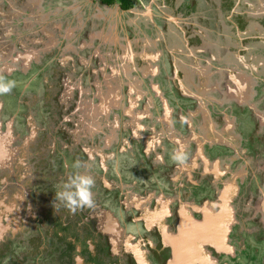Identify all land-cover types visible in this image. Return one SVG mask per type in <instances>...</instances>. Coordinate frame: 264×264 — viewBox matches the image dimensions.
I'll return each instance as SVG.
<instances>
[{
	"label": "flooded vegetation",
	"instance_id": "flooded-vegetation-1",
	"mask_svg": "<svg viewBox=\"0 0 264 264\" xmlns=\"http://www.w3.org/2000/svg\"><path fill=\"white\" fill-rule=\"evenodd\" d=\"M20 1L23 3L30 1L32 3V0H8V3L5 4L1 11L0 18L5 19L8 26L15 31L21 30L24 36L22 40L26 41V43L32 41L31 39H45L47 37L46 30L51 33L54 31L55 25L62 26L61 29L64 34H66L67 27L75 29L76 35L78 36L80 29H77V27L81 25V18L84 17L82 16L84 12L79 11L76 14V11H67V9L63 8L64 12L59 4L62 1L68 2L69 0H58L57 2L52 0L53 5L40 8L36 14H33L29 10L25 11ZM99 1L103 6L107 5L112 7L118 4L124 11L139 9L144 12L150 6L148 0H132L134 5L129 9H124L118 0L113 4H107L103 0ZM178 2L181 3L182 8L193 10L194 14H196V20L201 19L202 14L206 15L207 10L205 7L207 6L205 5H210L209 9L211 11L208 15L210 19L217 17L218 21H220L221 17L219 18V15L221 10L218 8L221 9L223 7L226 11V31L222 33L219 31L217 40L213 32H208L205 35L198 33V29L195 34H182L184 38H182V41L186 42L185 50L189 55L186 52L184 53L199 65V68H196V70L191 69L193 70V75L196 77L193 80L194 84H198L200 88L209 87L210 78L208 74L205 73L202 75L197 71L200 69L207 71L209 65H212L208 73H215L214 82L212 83L215 84L216 88L210 95V99L214 98V101L210 103L209 108L214 109L217 119L214 120L210 115L203 113L208 108H202L197 97L187 95L183 92V96L189 97L195 102V109L188 113L200 122L199 126L188 127L187 124L185 127L186 129L189 128L190 134L183 138L173 121L174 111L172 120H170L171 123H165L164 126L160 124L158 119H152L151 125L149 124L151 128L150 133L152 134L151 138L144 139L143 141L138 139L131 140L132 147L129 152L130 154L141 149L142 153L147 157L152 156L161 161L164 158L160 153V148L163 146L164 140L173 145L174 149L183 150L186 153L191 145L196 146L195 154L189 157L187 163L176 165V169L181 171V173L169 179L172 182L170 183V189L176 193L178 192L177 198L165 197L163 199L160 198V194H164V192L160 191L157 194L155 191L149 190V184L147 182L159 183L160 181L158 179L153 180L150 174H144L141 170L135 171L134 167L142 168L143 165H129L125 159V155L129 153L121 154L119 150L117 151L118 156L114 160L117 163V172L120 173L125 183H119V186L114 188L111 193H108L111 195L109 198H103L98 203L101 204L104 202V206H107V202L116 208L114 210L116 211L115 215L119 218V231L123 235L120 239L115 236L114 242L104 232V227L101 226L103 222L97 216L99 215V210L95 204L92 207L85 206L77 208L74 212L77 215L79 214V218L75 221V225L70 224L69 226L79 228L82 234H90L91 238L85 237V243L93 240V242L98 244L99 248L95 256L91 255L94 261L91 263H87L86 261V264H93V262L94 264H174L175 250L170 244V241L178 236L179 230L186 220L190 226L187 229V233L196 234V239L200 237L203 242H199L198 248L195 245L196 247L192 249L193 252L191 251L189 254L187 253L186 245L184 250L187 256L181 261L179 260L180 262L178 264H235L242 262V258L237 255L238 250L233 243L232 236L238 235L240 231L245 232V229L247 232L253 231L251 228L247 229L246 225L248 224H251L253 226L252 228L259 230L264 241V159L261 157L262 149L256 142H251L250 136L254 139V131L250 133L249 137L245 134V136H241L240 138L238 132L240 129V121L236 116V111L231 106H227L226 108V101L229 100L235 101L238 107L252 110L256 116L254 122L255 128L256 130L258 128L262 133L256 139L264 144V88L258 84L261 83L264 86V9H262L264 0H178ZM156 5H153L154 8ZM54 8L55 10H52ZM52 11L55 13L60 12V15L52 16L48 19L47 16ZM156 11L153 19H157L161 25L154 27L149 32L154 33L157 30L164 31L166 36L164 42L169 44V38L174 39L173 36L175 35L170 34L167 24L163 26V22L166 23L165 17H163L165 15L164 11L162 12L157 9ZM128 14L130 13L128 12ZM184 28L187 29V26L184 25ZM225 32L226 34L224 35ZM83 38H86V36H83ZM77 39L79 38L77 37ZM223 44L226 45L223 46ZM193 48L197 50V53L193 51ZM54 49H52V53L46 54L40 62H33L34 65L32 68L23 69L22 71L14 70L12 75L8 74L10 70L20 65L19 61L13 59L14 55L17 57L18 52L16 53V51L19 50H12L9 54L10 56L0 51V77L5 80L15 81V87L9 94L0 95V118H2L5 131H7L8 123L14 117H16L18 122L25 123L22 127L28 133L31 127L29 125L31 117L36 120L41 113L44 118L43 122H45L48 121L47 118L52 116L53 112H57L54 107L51 109L47 106L45 107L44 101H41L40 109L38 108L39 110H36L37 105L40 104L38 91H42L40 87L41 80L42 82L45 80L46 83H50L55 79V84L59 86L62 83V77H66V72L69 71L66 69L64 72H61L59 71L61 68L55 67L58 62L54 59V56L61 49L60 47ZM226 55L231 56L234 63L226 59ZM161 60L165 63L162 69L167 76L166 81L170 83L173 80V73H170V71L167 72L168 65H166V62L169 60ZM49 69L52 71H49ZM77 69L79 70V68ZM55 72H57V76H53ZM58 73H60L59 76ZM48 77L51 79L50 82H48ZM239 83H241L240 86L242 88L240 90L238 89ZM24 85L31 86L26 89L27 91H21ZM193 88H197V86L193 85ZM46 91L49 93L47 88ZM149 91L153 93L150 92L152 95L151 98L155 100L154 103H160L159 101L161 100L162 105L164 103L169 104L161 88V94L158 98L155 96V88L154 91L152 88ZM237 96L241 98H237ZM239 100L244 101V103H241ZM259 102L263 107L258 104ZM1 103H3L2 106ZM7 108L10 111H7ZM238 117L244 120L243 115H238ZM16 128L17 132L21 131V128L17 124ZM17 134H20V132ZM154 137L157 140L155 143L159 142L160 144L155 148V152L153 151L152 154L148 155L146 143L152 142L151 144H153ZM218 137L221 138V141L225 145L234 148L243 157L240 159L242 164L238 169L239 172L236 171L237 174H234L228 165L223 168L220 161L216 162L213 168L214 164L203 153L205 148L213 149L212 146L218 143L214 139ZM240 141L242 143L245 142L246 146H243V150ZM251 154L257 156V158L251 156ZM76 155L78 153L74 154L73 157L75 158ZM126 165L127 167L125 169L124 166ZM52 168L58 170L60 167L56 166L55 163V166ZM242 168H244V171ZM80 170V167L75 168L73 173L80 172ZM2 172L0 170V175H2ZM68 173L71 174L72 171ZM198 175L200 178L210 175L212 180L208 181L204 179L200 182L198 179L195 180V177ZM230 177L232 178L231 181H229ZM8 179L10 180L9 190L11 192H17L18 181L15 178ZM238 179L247 182L251 181V183L249 185L245 184L241 191L240 187L236 186ZM128 184H131L130 188ZM136 184H138V189L135 188L136 190H134L133 186ZM184 189H191L184 197L188 198V201L183 200L182 190ZM132 195H136V198L140 199L135 200L133 204L129 203V207L126 210V206L122 202L124 199L129 198L128 196ZM99 197L102 198V193L99 194ZM209 197H213L214 199H210ZM112 201H115V204H112ZM162 206L166 209L169 206L170 209L163 221L158 216L156 218L157 221L146 220L142 217L141 211H138L139 207H142L147 214L156 213L160 215L162 213L160 212ZM119 208L122 209V212L119 211ZM55 212H53V215ZM120 212L122 213L121 215ZM57 216L60 217V214H56L54 219H52L55 224V220L58 219L57 222H60L63 226H68V223L64 222L66 218L63 215L61 218ZM238 216L241 217V222L238 221ZM196 224L201 226L200 230H194ZM244 224L246 228L243 227ZM204 226L205 228H203ZM54 228L56 229V226ZM61 229L63 227L57 228V230ZM51 231L52 229L50 231L48 230L47 234L50 235ZM219 233H223L222 238L225 237L226 239L224 243L226 250H218L219 240L216 235ZM61 234L59 233V235ZM202 236H211L213 241L207 243ZM261 243L263 247L262 249L260 248V253L264 255V242ZM113 246L119 250L118 254L113 252ZM239 247L242 250L246 249L243 241L239 242ZM99 251L102 253L98 254ZM261 260L263 261L261 262ZM72 262L77 264V258ZM259 262L264 264V256L263 258L260 257ZM246 263L247 261L244 259L242 264Z\"/></svg>",
	"mask_w": 264,
	"mask_h": 264
},
{
	"label": "crops",
	"instance_id": "crops-1",
	"mask_svg": "<svg viewBox=\"0 0 264 264\" xmlns=\"http://www.w3.org/2000/svg\"><path fill=\"white\" fill-rule=\"evenodd\" d=\"M7 1L0 0V17ZM65 2L62 1L59 4L62 10L64 8L67 11H76V14L79 11L84 12L81 25L77 27L80 29L78 36L75 29L67 27L66 34H64L62 26L55 25V29L51 33L46 30L47 37L45 39H31L32 41L26 43L22 40L24 36L21 30L15 31L8 26L5 19L0 18V47L2 49L0 51L10 56L12 50H19L16 51V53L18 52L17 57L14 55L13 59L19 61L20 65L11 69L9 75H12L14 70L22 71L32 68L33 62H40L56 47L61 49L54 56L59 68L64 67V70H69L66 72V77H62V83L59 86L55 82L53 83V80L50 82L49 77L48 82L50 83L41 80L42 92L38 91L39 103L44 101L45 107L47 106L49 109L54 107L57 111L48 117L50 118L49 122L45 121L47 122L45 129L47 132L50 130V138L45 139L42 134L44 120L42 115H38L36 120L33 117L30 118L29 125L31 127L28 133L22 127L25 123L18 122L16 117L8 123L7 131H5L2 118H0V170L3 171L0 175V256L6 247V241L26 230L31 222L29 220H33L34 216L38 215L39 210L34 207L33 198H30L33 190L38 194V189L43 187L39 188L38 182L53 183L50 187L58 185L61 188L63 183L59 180L64 182L70 175L68 172L75 171L74 165L79 162L80 172L91 175L95 180L93 198H100L101 190L111 193L114 188L119 186V183H125L120 173L117 172V163L114 160L118 156L117 151L127 154L131 151L132 139L143 141L151 138L149 124L151 125L152 119H158L163 126L165 123H171L170 120H172L174 110L171 106L164 103L163 107L159 106L158 108L157 103H154L155 100L151 98L152 95L148 93L151 85L153 89H156L158 96L161 94L160 86L155 82V79L161 74L160 66L156 63L162 62L161 59L171 60V65L174 66L176 72V85L185 94L197 97L202 108L210 110V103L214 101V98L210 99V95L216 88L215 84H211L215 73H208L212 65H209L207 71L201 69L197 71L202 75L207 73L211 80H209V87L200 88L198 84L193 83L192 79L185 76L188 70L185 72L181 70L175 61L177 59L175 57L178 54L183 56L186 50L176 46L171 48L167 42H165L166 47L164 48V45L160 43L166 40L164 31L157 30L152 34L144 32L146 44L143 45L140 41V34L136 30H134V36L137 39L134 42L133 35L125 24V21L129 19L133 21L132 27L135 26L137 29L139 25L136 23L142 18L153 19L157 9L164 11L165 24L173 35H179L182 39V34H195L197 29L198 33L207 35L208 32L214 33L206 26V22L210 20L208 17L211 11L210 5H205L207 6L205 7L206 15L202 14L201 19L196 20L193 10L182 8L183 6L178 0H148L150 6L144 12L139 9L124 11L118 4L112 7L103 6L99 0H69ZM154 4H157L156 9ZM21 5L25 11L29 10L36 14L40 8L51 6L53 3L52 0H32V3L30 1L21 2ZM222 8H218L221 10L219 18L221 17L222 22L226 23V11ZM57 15L59 16L60 12L52 11L47 18L50 19ZM184 25L187 26V29L184 28ZM58 27L59 29H57ZM225 45L223 44V46ZM193 51L197 53L195 48ZM186 53L189 55L187 51ZM188 55L185 56L189 57ZM190 60L192 61L191 69L199 68L195 60ZM181 73L183 74L181 75ZM193 85L197 88H193ZM240 85L241 83L238 85L239 90L242 89ZM30 86L24 85L21 91H27L26 89ZM240 96L242 95L240 94ZM145 100L148 103H145ZM239 101L244 103L242 100ZM153 107H157L158 115L153 113ZM7 111L10 110L7 108ZM16 124L21 128V131H18L20 134H17ZM59 132L64 133L63 135L66 137L59 139L57 137ZM69 138L79 151L75 158L71 154V144L67 141ZM155 139L154 137L153 144H151L152 142L146 143L148 155L155 152V148L160 144L159 142L155 143L157 141ZM46 150L49 151L50 158L58 155L59 159L56 162V166L60 167L58 170L52 168L55 166L54 162L51 164L32 162L38 152L43 155ZM31 156L34 159H31ZM31 162L34 164L36 172L33 171ZM124 167L126 169L127 165ZM8 178H15L18 181L17 192L9 190L10 180ZM126 182L128 181L126 180ZM128 197L122 202L126 206V210L129 203L133 204L135 200L140 199L136 198V195ZM165 197V194H160V198L164 199ZM95 205L99 210L97 216L103 222L101 226L104 227V232L114 242L115 236L120 239L123 234L119 231V218L108 207L111 204L106 202L107 206L99 203ZM169 206L167 209L162 206L160 215L147 214L142 207H139L138 211H141L142 217L146 220L157 221L158 216L163 221L170 210ZM55 211L52 219L56 214H60V217L57 216L58 218H61L62 215L66 217L61 210ZM119 211L122 212V209L119 208ZM24 214L27 217L25 220ZM85 248L90 255L94 256L99 249L98 244L93 240L85 243ZM113 249L115 254L119 253L117 247L113 246ZM77 264H86V261L82 257H77Z\"/></svg>",
	"mask_w": 264,
	"mask_h": 264
},
{
	"label": "rangeland",
	"instance_id": "rangeland-1",
	"mask_svg": "<svg viewBox=\"0 0 264 264\" xmlns=\"http://www.w3.org/2000/svg\"><path fill=\"white\" fill-rule=\"evenodd\" d=\"M43 1H50V0H43ZM55 1L57 2L58 0H55ZM262 9H264V6L262 7ZM125 24L127 26V29L133 35L134 42L137 39V37L134 36L135 34L134 30H136L137 33L140 34V41L143 45L146 44L145 34H143L144 31L149 32L154 27L161 25V23L157 19L155 20L151 18L150 20L143 19V18L140 19L136 23L137 25H139L137 26V29H135V26L132 27L133 21H130L129 19L125 21ZM164 24L165 23L163 22V26H165ZM206 26L211 31H214L213 35L216 38V40L218 39L217 34L219 33V31L221 33L223 31H226V28H225L226 23L222 22V20L218 21L217 17H214V19L208 20L206 22ZM173 38L174 39L169 38L170 47L173 48L174 46H176L185 51L186 42L182 41L181 37L176 34L175 36H173ZM160 43L164 45V48L166 47L165 46L166 44L164 41ZM185 55L186 53H184L183 56L178 54L177 57H175L177 58L175 59V61L176 63H178V67L181 68V70H183L184 72L188 70L187 75L185 76L189 77L190 80L191 79L195 80L196 77L193 75V72L191 70L192 61L189 59V57ZM226 59L234 63V60L231 56L226 55ZM172 60L174 62V59ZM156 65L160 66L161 74L155 79V82L160 86L164 97L168 100L171 108L175 111L173 121L175 122L177 130L180 132V134L184 138L185 136H188V134H190V131L188 130L189 128L186 129L185 127L187 126V124H188V127H192V126L196 127V126H199V123H200L199 121L191 117L188 113V112H191V110L195 109V106H194L195 102H193L191 98L183 96L184 95L183 91L176 85L175 83L176 74H174L175 69H174V66L171 65V60L166 62V65H168L167 72L170 71V73H173V80L170 83H167L166 81L167 76L165 75L162 69L163 62H158L156 63ZM55 67H59V64H56ZM49 71H52V70L49 69ZM59 71L64 72V67H62ZM56 73L57 72H55L53 76H57ZM182 74L183 73H181V75ZM58 75H60V73H58ZM170 78H172V76H170ZM151 80H153V78H151ZM54 82H56L55 79H53V83ZM212 82H214V80ZM258 84H260V86L264 88V86L261 85V83H258ZM150 88L153 89L151 85H150ZM150 92L151 91H148L149 94ZM155 96L158 98L157 92ZM159 102L160 103L157 102V107L159 108L158 105L163 107L162 101L160 100ZM145 103H148V101L145 100ZM41 104L42 102L37 105L36 110L40 109ZM258 104L263 107V105L260 102ZM227 106L233 107L236 111L235 112L236 116L240 121V129L238 131L240 134V138L241 136H245V134L249 137L250 133L254 131L253 132L254 139H252V137L250 136L251 142L252 143L256 142L257 145L262 149L261 157L264 159V144L260 143L256 139L257 137H260L262 133L260 132L258 128L257 130L255 128L254 122L256 120V116L253 114V111L248 108L238 107L235 104V101L227 100L226 108ZM156 108L153 107L152 110L154 114L158 115L156 113L157 111ZM203 113L210 115L211 118L212 117L214 118V120L217 119L213 108H211L210 110H204ZM238 115H243L244 120L242 119L243 120L242 121L240 117H238ZM49 119L50 118H48V122H49ZM46 125H47V122H43V133L42 134L45 137V139H48L50 138V135H49L50 130H48L47 132V130L45 129ZM154 126L156 125L154 124ZM50 128H51V125H50ZM63 134L64 133L59 132V135H57V137L59 139L62 137L63 139L66 137V135L64 136ZM53 137L55 138V136ZM214 140L218 141V143L212 146L213 149L205 148L203 152L214 164L213 168L215 167L216 162L220 161L223 168H225V166L228 165L231 171H233L234 174H237L236 171H238L239 167L242 164V161L240 159H242L243 157L234 148L225 145V143L221 141L220 137ZM67 141L70 142L71 144L70 149H71L72 156L78 153L79 152L78 148L77 146H75L73 141L70 138ZM240 142L242 143V141ZM241 146L243 150L244 149L243 146L244 147L246 146L245 142H243ZM196 149H197L196 146L191 145L190 149L187 152L188 158L185 163L188 162L189 157L195 154ZM173 150H174V146L169 144L166 140H164V144L160 148V153L162 157L164 158L162 161L159 159H155V157L153 158L152 156L147 157L146 155L142 153L141 149L140 151H136L134 153H131V154L129 153L128 155H125V159L127 160L129 165H133V166L143 165L142 168L134 167L135 171L141 170V172H143L144 174H150V177H152L153 180L158 179L160 181L159 183L147 182L149 184V190L155 191L157 194L160 191H162L164 192L166 197L177 198L178 192L176 193L172 191V189H170L171 188L170 183L172 182L169 181L170 177L172 176L176 177V175H179V173H181V171L176 169V165H179V164H176L171 161L170 157H171V153ZM242 154H243V151H242ZM57 156L56 157L53 156L52 158H50L49 151L46 150L44 151L43 155L40 154V152H38L36 154L35 160H33L32 162H41L42 164H51V162L56 163L59 159ZM251 156L253 155L251 154ZM253 157L257 158V156H253ZM31 159H34V157L31 156ZM32 162H31L32 169L34 172H36L35 166ZM62 167L63 166L61 165V168ZM242 170L244 171V168H242ZM60 174L62 173L60 172ZM197 179L200 180V182L203 181L204 179L208 181L212 180L210 175H207L201 178L198 175L195 177V180ZM229 179H230L229 181H231L232 178L230 177ZM59 181L63 183L61 179ZM249 183H251V181L247 182V181H241L238 179L236 182V186H239L242 191V187L245 184L249 185ZM38 184H39L38 185L39 188L42 186L43 187L41 189H38V194L35 190H33V194L30 196V198H33L34 200L33 201L34 207L39 210L38 215L34 216L33 220H29L31 222L26 230H23L17 233L16 236L11 235L12 238L6 241V247L3 251L4 254L1 253L2 256H0L1 257L0 264H75V262H72V261L77 257L84 258L85 261H87V263L88 262L91 263L92 261H94V259L91 257V255L88 253V251L85 248V237L91 238V235L82 234L79 228H75L73 226L75 225L74 223L75 221H77V218H79L78 217L79 214L77 215L76 212L70 211L67 207H65L63 202L55 198V192L60 190V186L55 185V186L50 187L53 183H49V182L44 183L43 181L38 182ZM128 186L130 188L131 184H128ZM137 186L138 184L134 185L133 189L134 190H136L135 188L138 189ZM97 187L99 188L98 185ZM99 190L101 189L99 188ZM190 190L191 189L182 190L183 200L185 201L189 200L188 198H184V197L186 196V194L189 193ZM101 193H102V198H94L95 200L94 204L101 202L103 198H109L111 196L104 190H101ZM209 198L214 199L213 197H209ZM112 204H115V201H112ZM101 205H105L104 202H102ZM108 207L114 212V214L116 213V211L114 210V206L109 205ZM57 209L61 210L62 213H65L66 219L64 220V222L68 223V226H63L60 222H57L58 219L55 220L56 224L52 220L53 212ZM173 209H175V207H173ZM23 217H24V220L25 218H27L25 214ZM239 217L240 216H238V221L241 222L242 219L241 217L240 218ZM70 224H73L72 225L73 227H70L69 226ZM54 226H56V229L54 228ZM246 226H247V229L251 228L253 229V231L251 230V232H247L245 229V232L240 231L238 235L236 234L235 236H232L233 243L234 245H236V248L238 250L237 255L240 258H242V262L244 259H246L247 261L246 264H261L259 262V259L260 257L263 258L264 256L262 253H260V248L262 249L263 247V244L261 242H264L262 235L259 233L258 229L252 228L253 226L251 224H248ZM246 226L244 224L243 227L246 228ZM60 227H63V229L57 230V228H60ZM50 229H52V231H51V234L49 235L47 233H48V230L50 231ZM59 233H62V234L59 235ZM240 241L244 242L246 249L242 250L240 247L238 248V244ZM100 253L102 252L99 251L98 254ZM262 261L263 260H261V262ZM242 262H237L235 264H242Z\"/></svg>",
	"mask_w": 264,
	"mask_h": 264
},
{
	"label": "clouds",
	"instance_id": "clouds-1",
	"mask_svg": "<svg viewBox=\"0 0 264 264\" xmlns=\"http://www.w3.org/2000/svg\"><path fill=\"white\" fill-rule=\"evenodd\" d=\"M14 87L15 81L0 77V95L9 94ZM170 158L176 164H183L186 162L188 155L183 150L174 149ZM74 167L79 168V163H76ZM94 185L95 180L91 175L77 171L67 176L60 190L55 192V198L63 202L70 211L85 206L92 207L94 204Z\"/></svg>",
	"mask_w": 264,
	"mask_h": 264
},
{
	"label": "water",
	"instance_id": "water-1",
	"mask_svg": "<svg viewBox=\"0 0 264 264\" xmlns=\"http://www.w3.org/2000/svg\"><path fill=\"white\" fill-rule=\"evenodd\" d=\"M162 61V60H161ZM189 224H188V221L186 220L184 223H183V225L181 226V228H180V230H179V234H178V236L177 237H174L173 238V240H171L170 241V244L172 245V247L174 248V250H175V253H174V259H175V263H179L182 259H184L185 258V256H187L186 255V253H185V250H184V248H185V246H186V249H187V253L189 254V253H191V251H192V249L194 248V247H196L197 246V248H198V244H199V242H203L202 240H201V238L200 237H198L197 239H196V234H194V233H187V229H189ZM203 228H205V226L203 227ZM201 229V226L200 225H197L196 224V226H195V228H194V230L195 231H197V230H200ZM194 231V232H195ZM201 233V232H200ZM202 234V233H201ZM200 234V235H201ZM217 237H218V250H226V245L224 244L225 242H226V239H225V237L224 238H222L223 237V233H219L218 235H216ZM203 237V239L208 243V242H210V241H213V238L211 237V236H208V237H206V236H202ZM216 237V238H217ZM217 243V242H216ZM196 245V246H195ZM225 245V246H224ZM184 246V247H183ZM225 247V248H224ZM180 248V249H179ZM181 248H182V250H181ZM190 249V250H189ZM193 252V251H192ZM178 259V260H177ZM180 260V261H179ZM174 263V264H175Z\"/></svg>",
	"mask_w": 264,
	"mask_h": 264
},
{
	"label": "trees",
	"instance_id": "trees-1",
	"mask_svg": "<svg viewBox=\"0 0 264 264\" xmlns=\"http://www.w3.org/2000/svg\"><path fill=\"white\" fill-rule=\"evenodd\" d=\"M107 4H113L116 0H103ZM124 9L132 8L134 3L132 0H118Z\"/></svg>",
	"mask_w": 264,
	"mask_h": 264
}]
</instances>
